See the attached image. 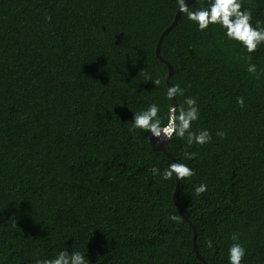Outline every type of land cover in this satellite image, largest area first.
Listing matches in <instances>:
<instances>
[{"label": "trees", "instance_id": "1", "mask_svg": "<svg viewBox=\"0 0 264 264\" xmlns=\"http://www.w3.org/2000/svg\"><path fill=\"white\" fill-rule=\"evenodd\" d=\"M243 8L264 26V0ZM177 10V0H0V264L61 251L89 264H229L233 233L242 264H264V44L251 54L257 78L219 25L199 31L182 14L162 40L163 62L156 46ZM167 64L169 84L186 89L176 103L195 97L192 128L212 136L203 146L169 140L195 171L176 201L175 176L162 178L172 157L150 132H129L152 103L167 123ZM201 183L208 191L197 195Z\"/></svg>", "mask_w": 264, "mask_h": 264}, {"label": "clouds", "instance_id": "2", "mask_svg": "<svg viewBox=\"0 0 264 264\" xmlns=\"http://www.w3.org/2000/svg\"><path fill=\"white\" fill-rule=\"evenodd\" d=\"M178 11L181 14H186L187 19L198 26L199 31H205L210 25H219L225 36L235 41L246 49L247 53V71L259 78L257 74V66L251 63V54L256 52L261 44H264V26L259 21L255 26L252 23V12L250 9L243 8V0H211L207 7H200L191 10L186 0H177ZM51 19V17H47ZM159 87L160 79L152 80ZM186 89L182 88L179 83L169 84L167 87L166 96L172 101L177 96H183ZM237 104L245 107L243 97H237ZM161 109L156 103L150 104L146 110L135 113L133 125L129 128V132H134L136 129L151 134L159 139L171 140L174 136L181 139H186L187 144L203 146L211 142L212 136L207 129L194 131L192 125L200 117V110L195 97H186L182 104L176 103L168 107L167 123H164L160 117ZM221 138L226 136L223 131L217 132ZM196 153L184 152L185 159H193ZM150 171L153 175H158L160 170L152 167ZM195 175V171L186 163L175 161L163 170L162 178L170 180L175 176L176 180H184ZM208 191V186L204 183L199 184L195 188L197 195H202ZM170 220L179 222L181 217L172 215ZM233 243L228 249L229 264H242L246 255L245 246L239 242V234L233 233L231 236ZM206 247L211 248L213 242L208 239ZM36 264H89V260L79 251H74L69 254L68 251L59 252L54 258L37 260Z\"/></svg>", "mask_w": 264, "mask_h": 264}, {"label": "water", "instance_id": "3", "mask_svg": "<svg viewBox=\"0 0 264 264\" xmlns=\"http://www.w3.org/2000/svg\"><path fill=\"white\" fill-rule=\"evenodd\" d=\"M194 2H195V0H186V4H188L189 6L192 5ZM181 15L182 14L179 13V11L177 10L173 22L171 23V25H169L162 32V34L159 37V40H158V43H157V46H156V56L158 58H160L161 61H163V62H165V61L161 58V55H160V46H161L162 40H163L164 36L167 33H169L176 26V24L178 23L179 19L181 18ZM167 65H168V68H169V73H168V75L166 77V83L169 86V78L173 75L174 69H173V67L170 64H167ZM171 104L173 106H176V99L175 98H173V100L171 101ZM149 142H150V144H151V146L153 148L161 150L162 152H164L168 156L172 157L171 154L167 151V145H168L169 140L156 138L150 132L149 133ZM172 160H173V162H175V159L173 157H172ZM178 189H179V179H177L176 191H175L174 197H173L174 201H176V195H177ZM176 207H177L178 212L180 213V216L183 218V220H185L189 225L192 226L191 222L188 220V218L186 216H184V214L181 212L180 208L177 205H176ZM192 231H194L193 246H194V250H195L196 254L198 255L197 250H196V241H195L196 232H195V228H193V226H192Z\"/></svg>", "mask_w": 264, "mask_h": 264}]
</instances>
